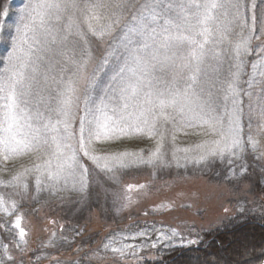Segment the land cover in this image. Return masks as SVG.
Returning a JSON list of instances; mask_svg holds the SVG:
<instances>
[{
	"label": "snow or ice",
	"instance_id": "snow-or-ice-1",
	"mask_svg": "<svg viewBox=\"0 0 264 264\" xmlns=\"http://www.w3.org/2000/svg\"><path fill=\"white\" fill-rule=\"evenodd\" d=\"M22 20L0 72V171L18 157L34 160L0 179L7 190L0 192V234L12 237L0 239V264H17L16 254L29 250L17 199L28 194L29 176L37 192L84 200L94 172L115 185L124 169L215 157L239 179L249 149L264 159V0H38ZM117 47L122 54L105 79ZM181 132L204 139L178 148ZM134 137L154 145L97 151L98 144ZM137 188L144 185L128 184L124 192ZM117 202L127 207L132 199ZM129 238L135 236L109 238L103 253L136 255V246L123 242ZM100 259L95 250L87 264Z\"/></svg>",
	"mask_w": 264,
	"mask_h": 264
},
{
	"label": "rangeland",
	"instance_id": "rangeland-1",
	"mask_svg": "<svg viewBox=\"0 0 264 264\" xmlns=\"http://www.w3.org/2000/svg\"><path fill=\"white\" fill-rule=\"evenodd\" d=\"M104 47L106 45L100 46L96 52L98 61L104 54ZM96 147L98 152L119 151L113 142ZM19 162L8 163L22 169ZM176 168L132 167L121 171L120 181L115 185L106 183L94 172V183L84 200L75 195L60 199L50 196L47 190L37 192L36 187L29 188L27 195L17 198L22 205L19 211L24 214L22 226L29 232V250L22 258L16 254L17 264H52L54 260L61 264H87L95 250H101L103 259L93 264H139L145 258L157 257L156 250L160 247L197 242L198 231L217 227L227 220L237 211L235 204L239 199L246 198L249 208L257 207V202L259 208H264V194L249 193L246 184L234 188L215 182L203 171L204 166ZM128 184L144 185V188L125 193ZM124 195H130L132 199L127 207H121L117 202V196ZM36 200L42 203L35 204ZM90 207L93 209L89 217L83 218V212ZM141 232L144 235H138ZM52 233L56 236L52 237ZM121 236H135V239L123 242L135 245L136 255L121 260L111 253L104 254L102 245L109 238ZM0 237L5 243L12 240L11 236L4 239L0 234ZM50 238L54 240V246L49 245Z\"/></svg>",
	"mask_w": 264,
	"mask_h": 264
},
{
	"label": "trees",
	"instance_id": "trees-1",
	"mask_svg": "<svg viewBox=\"0 0 264 264\" xmlns=\"http://www.w3.org/2000/svg\"><path fill=\"white\" fill-rule=\"evenodd\" d=\"M37 2L38 0H0V24L3 25L2 30H0V72L3 71L7 57L12 50L13 41L17 35L16 29L23 24L22 16L24 15V10L29 5ZM257 3H259V0H257ZM5 10L8 12L7 16L2 15ZM233 40H235V37H233ZM122 51V48L117 47L115 53L109 57V63L104 66L101 73L105 79L112 75V69L119 62L118 57L122 54ZM226 68L227 64H225V71ZM247 71L251 72L250 65ZM220 79L223 80L224 76L221 75ZM255 129L256 124L254 123L253 134ZM203 139V136L191 132L188 135H184L181 132L177 134L176 147H193ZM258 139H260L261 143H264V137H258ZM111 142L117 146L118 152L150 149L154 145V141L141 137L124 138ZM167 151L169 158H171L170 141ZM180 155L183 154L181 153ZM14 160L20 161L18 163L19 166L31 167L34 158L18 157ZM180 163L188 169L193 166H196V169L204 166L203 171H206L205 173L209 178L215 182L230 184L234 188L238 184L240 186L246 184L248 185L249 193L255 196L264 194V164H262V159L258 157V154L252 152L251 149L246 152L242 161L247 167V173L239 179L231 177L227 160L221 161L218 158L210 157L207 161L199 164L188 162L183 165L184 162ZM240 164L241 161L236 162L237 169ZM17 166L8 163L7 171H0V179H8L12 174L22 171ZM176 166L175 163H172L169 167L160 169H178ZM3 167L4 165L0 164V168ZM138 168H148V166H140ZM150 169L154 168L150 167ZM128 170L130 168L121 171L125 172ZM28 182L29 188L33 189L36 187L34 176H29ZM5 191L7 190L0 187V192ZM38 197L40 196H36V198ZM39 199L42 200L41 197ZM40 200H36L35 204L42 203ZM257 204V207L249 208L247 207L246 198L239 199L235 204L237 211L219 226L199 230L198 241L195 244H171L160 247L156 250L157 257H154V259L145 258L139 264H258L264 260V208H259V202ZM91 209L93 207L83 212V218L89 217Z\"/></svg>",
	"mask_w": 264,
	"mask_h": 264
},
{
	"label": "water",
	"instance_id": "water-1",
	"mask_svg": "<svg viewBox=\"0 0 264 264\" xmlns=\"http://www.w3.org/2000/svg\"><path fill=\"white\" fill-rule=\"evenodd\" d=\"M261 264H264V263H261Z\"/></svg>",
	"mask_w": 264,
	"mask_h": 264
}]
</instances>
